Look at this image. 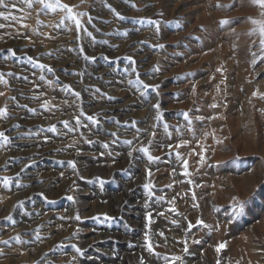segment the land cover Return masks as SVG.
Here are the masks:
<instances>
[{"label": "rangeland", "instance_id": "374dc122", "mask_svg": "<svg viewBox=\"0 0 264 264\" xmlns=\"http://www.w3.org/2000/svg\"><path fill=\"white\" fill-rule=\"evenodd\" d=\"M62 3L87 14L95 43L74 25L57 27L64 13L41 14L26 0L0 8L16 17L0 19V73L14 74L0 84V132L10 141L0 177H19L0 182V264H165L145 238L177 264H264V53L249 22L264 24V9L248 0ZM125 57L149 86L143 97ZM144 147L160 159L149 163Z\"/></svg>", "mask_w": 264, "mask_h": 264}, {"label": "snow or ice", "instance_id": "6c2138e0", "mask_svg": "<svg viewBox=\"0 0 264 264\" xmlns=\"http://www.w3.org/2000/svg\"><path fill=\"white\" fill-rule=\"evenodd\" d=\"M21 2H25V0H21ZM27 2V6L29 9L32 8L33 4H36V5H40L41 6V14H48V13H58V12H61V13H64L65 16H64V19H62L60 21V24L57 25V27H60V26H63L65 23H68V24H71V25H74V27L77 29V31L79 32V30L83 29L84 32L92 39V42L95 43V40L94 38H92V34L90 32L87 31V29L84 27V25L81 23V19L82 17L86 16L87 14L86 13H77L75 10H74V7L73 6H69V5H65L64 3H62V0H26ZM124 3H128V0H123ZM248 2L253 6V7H256V8H259V9H264V0H248ZM5 7V0H0V8H4ZM131 7L135 8L136 6L133 4L131 5ZM217 7H221V5H217ZM261 15H264V11L261 12ZM0 19L2 20H9V19H16V17H9L7 15H3V16H0ZM118 19L120 20H124L125 17L124 16H120L118 15ZM252 25H256L257 27L254 28L253 32L250 33V35H256L257 33H259V36H260V40H259V44H258V48L260 50L261 53H264V24H261L260 22H258L257 20L255 19H251L249 21ZM89 23H91V19H89ZM141 23H148V24H153L155 25V27L157 28V30L159 29V25L156 24L155 21H142ZM220 23L222 25L224 24H228L229 21L228 20H222L220 21ZM121 35L123 36H127L128 33L127 32H124L122 33ZM50 38V37H49ZM163 47V46H161ZM8 53L9 55L12 57V58H15V59H19L17 56H16V52L15 50H12V49H9L8 50ZM51 55V54H49ZM253 55L255 56L256 53H253ZM4 54L3 53H0V57H3ZM85 60H89V57L88 56H84L83 57ZM29 59V63L34 67V68H38L40 70H46L47 72L51 73L53 72V69L51 67H48L47 65H44V64H41V63H38V58L37 59H32V58H28ZM125 59L128 61L129 64L133 65V68H132V72L133 73H136V79L131 81L132 85L135 86L136 84H140L141 85V91H139V95L140 96H144L145 95V91L148 90L149 86L148 85H145L143 84L140 80H139V73L136 72V68L134 67L135 65V60H132L131 58H128V57H125ZM260 59L264 60V56H261ZM155 71H159V69H155ZM7 75V76H13L14 74L13 73H0V84H5L7 85L8 81L6 79H4V76ZM74 75H82L80 73H74ZM21 79H24L25 81L28 80V77H22ZM39 79L41 81H44L45 80V77L43 75L39 76ZM158 87V86H157ZM152 91H156V88H152L151 89ZM97 92H99L100 90L99 89H96ZM67 92L69 93H72V95L76 96L77 98H79V93H75L72 88L69 86L67 87ZM0 95H3V93H0ZM37 99L39 97H36ZM10 99H15L14 97L13 98H10ZM261 99H264V97H261ZM213 108L217 107L216 104H213L212 105ZM154 109L159 111V105H154ZM44 110L45 111H48V104L45 103L44 105ZM30 111H34V110H30ZM81 116H83L84 114L81 113L80 114ZM8 118V111L6 108L4 109H0V119H7ZM87 119L92 123V124H96L97 122L95 120H93L91 117H87ZM157 119H161L159 116L157 117ZM184 119L185 120H188V116L187 114L184 115ZM64 123V126L65 128L68 127V123L67 122H63ZM75 123L78 124V125H81V120L79 118H77L75 120ZM189 123H191V121L189 120ZM135 125L133 124L132 127H134ZM14 127H19L18 125L14 126ZM165 127V130H167V125L164 126ZM47 131H50V132H55L56 131V128L55 126L47 129ZM69 131H71V129H69ZM113 135H115V133H113ZM124 143L126 144H132V141H124ZM10 144V141H9V137L4 133V132H0V147H7L9 146ZM184 145H175L174 147H183ZM104 148H108L109 145L105 144L103 145ZM137 151L143 153L145 156H147V159H148V162L149 163H152V162H155V160H158L160 159L159 157H153L150 153H149V148L148 147H144V148H141V149H137ZM195 155H197L200 159V161L203 160V157L200 156L199 153H193ZM176 159L177 160H182V164H181V167H183L185 169V171H182L179 173V175L181 176H188L189 173L187 172V168H188V162L186 160H183L182 157L179 156V154L177 153L176 154ZM70 167H72L73 169H75V164L74 163H70L69 165ZM31 167V165H30ZM148 177H150L152 175L151 171L149 170L146 174ZM170 175H176L175 173H171ZM19 177L17 176L16 178H11V177H0V182L3 183V185L5 187H8L9 185H11L13 183V180L14 179H18ZM184 182H187L188 184H191V180H188V181H181V183H184ZM101 183H103L101 181ZM145 187L149 190V194L151 195V190L152 188L154 187L153 184L149 183V184H146ZM169 188L171 187H174V185H169L168 186ZM183 198V197H181ZM67 199L69 200H72V197H67ZM162 199V197H161ZM192 199L195 200V195L193 194L192 195ZM175 199L173 201H171L172 204H175ZM22 206V204L20 205ZM196 207H198V205H194ZM169 212H172L174 215L176 216H179L180 214L176 211V209L174 207L172 208H169L168 209ZM161 215H164V213H160ZM8 219L9 221L11 220V217H8L6 218ZM76 220H79L80 217L79 216H76L75 217ZM95 219H100V217H96ZM103 219L107 220L109 219L108 217H104ZM149 220V223H151V217L148 218ZM171 223H175L174 221H170ZM198 225H202V221H198ZM177 227H179V225H176ZM194 227V225H192L191 223L188 224V229L191 230V228ZM157 235L161 236L162 238H165L166 237H163V233H157ZM18 239V238H16ZM3 244L7 245L9 243V241H2ZM144 246L146 247V250L157 257V259H162L165 261V264H168L169 261H171V264H177V262H179L181 260V257L180 256H161L160 254L156 253L154 251V247L153 245L151 244V242L145 238L144 240ZM75 247V246H73ZM155 247H161V245H156ZM226 246L224 244H221L219 245L215 251L217 253H220L222 249H224ZM77 252H79L80 250L79 249H75ZM55 251V249H54ZM184 251L186 252L187 251V248L184 249ZM141 264H144V261L143 259H141Z\"/></svg>", "mask_w": 264, "mask_h": 264}]
</instances>
